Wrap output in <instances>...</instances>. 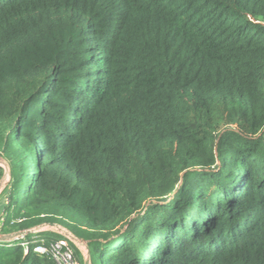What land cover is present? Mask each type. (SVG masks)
<instances>
[{
    "label": "trees",
    "instance_id": "16d2710c",
    "mask_svg": "<svg viewBox=\"0 0 264 264\" xmlns=\"http://www.w3.org/2000/svg\"><path fill=\"white\" fill-rule=\"evenodd\" d=\"M0 157V234L264 264V0H0ZM21 242L0 264H54Z\"/></svg>",
    "mask_w": 264,
    "mask_h": 264
},
{
    "label": "built area",
    "instance_id": "2783aa9c",
    "mask_svg": "<svg viewBox=\"0 0 264 264\" xmlns=\"http://www.w3.org/2000/svg\"><path fill=\"white\" fill-rule=\"evenodd\" d=\"M60 227V226H59ZM25 234L22 237L16 238L10 242H4L7 246H12L17 240H21V245L25 248V253L28 252V244H32V252L48 256L52 259L54 264H79L80 261L76 258L75 252L71 246V242L66 237H45L40 236L42 232L38 226L24 230ZM28 235L31 240H26ZM81 264V263H80Z\"/></svg>",
    "mask_w": 264,
    "mask_h": 264
},
{
    "label": "rangeland",
    "instance_id": "374dc122",
    "mask_svg": "<svg viewBox=\"0 0 264 264\" xmlns=\"http://www.w3.org/2000/svg\"><path fill=\"white\" fill-rule=\"evenodd\" d=\"M9 180H10V172H9V163H8V161L5 159V158H3V157H0V210H1V207H2V204L5 202V200H6V195L4 194V192H3V189H4V187L8 184V182H9ZM3 210H1L0 211V224H1V222H2V215H3ZM38 228L43 232V233H45V232H48V233H55V234H57V235H59V236H62V237H66V238H68L69 240H70V242L72 243V248H73V250H74V252L75 251H78L79 252V254L81 255V257H82V262L77 258V255H76V253H75V256H76V258L80 261V263L81 264H84V261L86 260V258H87V256H88V249H87V245H86V242L85 241H83V240H79V239H77L76 237H74V236H70L68 233H67V231H66V229L65 228H63V227H61V228H59V227H56V226H54V225H52V224H43V225H40V226H38ZM65 229V230H64ZM1 235V234H0ZM40 236H45V237H53V238H56L55 236H54V234H52V235H44V234H41L40 233ZM159 238H161V237H157V238H155L154 240H155V242L157 241V240H159ZM148 252L149 251H145L144 253H143V256H142V258H147V254H148ZM79 263V264H80ZM90 264V263H89Z\"/></svg>",
    "mask_w": 264,
    "mask_h": 264
},
{
    "label": "water",
    "instance_id": "95a60500",
    "mask_svg": "<svg viewBox=\"0 0 264 264\" xmlns=\"http://www.w3.org/2000/svg\"><path fill=\"white\" fill-rule=\"evenodd\" d=\"M56 227H59L56 224H52ZM61 228V227H59ZM65 230V229H64ZM67 231V230H66ZM67 233L71 236L72 234L67 231ZM25 234V231H17V232H12V233H8V234H1L0 235V242H10L16 238L22 237ZM73 236V235H72ZM71 236V237H72ZM75 237V236H74ZM84 264H89V257L87 256L86 260L84 261Z\"/></svg>",
    "mask_w": 264,
    "mask_h": 264
}]
</instances>
